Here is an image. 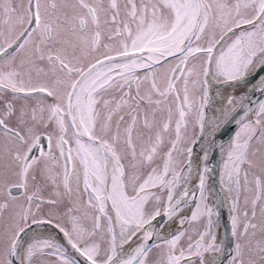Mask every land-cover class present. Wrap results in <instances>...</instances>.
Returning <instances> with one entry per match:
<instances>
[{
	"label": "snow or ice",
	"instance_id": "6c2138e0",
	"mask_svg": "<svg viewBox=\"0 0 264 264\" xmlns=\"http://www.w3.org/2000/svg\"><path fill=\"white\" fill-rule=\"evenodd\" d=\"M257 92L264 0H0V264H264Z\"/></svg>",
	"mask_w": 264,
	"mask_h": 264
},
{
	"label": "bare ground",
	"instance_id": "6f19581e",
	"mask_svg": "<svg viewBox=\"0 0 264 264\" xmlns=\"http://www.w3.org/2000/svg\"><path fill=\"white\" fill-rule=\"evenodd\" d=\"M253 83H255V81H253ZM214 87H215V86H213V88H214ZM213 88H212V90H213ZM224 88L234 89V90H236L237 94H240V93H248V92H249V89L251 88V84H250L248 87H238V88L224 87ZM224 88H222V89L220 90V93H219V94H217V92H216L215 107H212V108H209V109H208V111H209V113H210V116H214V115L216 114V108L219 107L220 104L223 102L224 97H226V96H228V95H231L229 92H225V91H224V93H223L222 90H223ZM260 96H261V98H262L264 95H259V97H260ZM261 98H260V99H261ZM252 99H253V101H256V100L258 99V92L256 93V95H255ZM228 129H229V125H228V127L225 128L222 132L218 133L217 138L219 137V135H220V136L225 135V134L227 133ZM197 151H198V150H197ZM221 158H222V159H225V157L222 156L219 152H215L214 155H213V157H212V159H211L210 162H209L210 168H211V166H212V167H216V166L219 165V172H220ZM213 175H214V174H213ZM208 180H216V179H214L213 177H210V176H209ZM185 214H186V213H185ZM220 241H221V239L219 238V241H218V242H220ZM225 241H226V238H225V234H224V242H225ZM225 255H227V253H225Z\"/></svg>",
	"mask_w": 264,
	"mask_h": 264
},
{
	"label": "flooded vegetation",
	"instance_id": "af4514ba",
	"mask_svg": "<svg viewBox=\"0 0 264 264\" xmlns=\"http://www.w3.org/2000/svg\"><path fill=\"white\" fill-rule=\"evenodd\" d=\"M262 99H264V96H263ZM189 119L191 120L192 118L189 117ZM223 162H224V159L221 158L219 180H207V185H208L209 189H213L214 188L216 190V192H218L221 196H223V197H225V199H227V193L222 192L220 190L221 189L220 177H221V174H222ZM209 167H210V165H209ZM214 199L215 198L210 195L209 203H212ZM219 211H220L221 215H220V218H219L220 227H219V230L217 232V240L219 241V238H220L221 241L224 242V234L226 232L225 223L228 225V218H229V209H228L227 203H225L223 206H221L219 208ZM214 219H216V218L214 217ZM224 244L226 245L225 242H224Z\"/></svg>",
	"mask_w": 264,
	"mask_h": 264
},
{
	"label": "water",
	"instance_id": "95a60500",
	"mask_svg": "<svg viewBox=\"0 0 264 264\" xmlns=\"http://www.w3.org/2000/svg\"><path fill=\"white\" fill-rule=\"evenodd\" d=\"M259 95H261V93L258 92V99L257 100H259L261 98V96L259 97ZM212 96L214 97V99H216V89L215 88H214V90L212 92ZM207 112H208V115H210L208 109H207ZM235 128H236V125L234 123L233 124H230L227 133L225 135H223V136H220L219 135V137L217 138L218 143H224L226 145L227 142L229 141V139L232 137V135H234ZM216 152H219V151L217 150ZM211 169H212V171L209 174V176L210 177H213L216 180H219V165L216 166V167H212L211 166ZM192 183H193V185H195L196 181L193 180ZM225 229H226V232H225L226 248H225L224 256H225V253L228 254L231 251L232 238H231V234H230L229 218H228V225L225 223ZM224 264H227V259L226 258L224 260Z\"/></svg>",
	"mask_w": 264,
	"mask_h": 264
},
{
	"label": "rangeland",
	"instance_id": "374dc122",
	"mask_svg": "<svg viewBox=\"0 0 264 264\" xmlns=\"http://www.w3.org/2000/svg\"><path fill=\"white\" fill-rule=\"evenodd\" d=\"M215 88V87H214ZM214 88H213V90H214ZM213 90L211 89V95H212V92H213ZM223 93H224V91L225 92H229L231 95L232 94H236V95H239V94H237V92H236V90H234V89H230V88H224L223 90ZM240 94H244V93H240ZM263 98V97H262ZM261 98V99H262ZM191 131H192V128H191V125H190V127H189V132L191 133ZM213 174V173H212ZM187 214V213H186Z\"/></svg>",
	"mask_w": 264,
	"mask_h": 264
}]
</instances>
